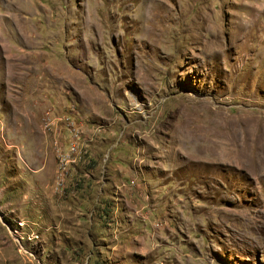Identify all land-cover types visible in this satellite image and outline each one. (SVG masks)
<instances>
[{"label": "rangeland", "instance_id": "374dc122", "mask_svg": "<svg viewBox=\"0 0 264 264\" xmlns=\"http://www.w3.org/2000/svg\"><path fill=\"white\" fill-rule=\"evenodd\" d=\"M0 264H264V0H0Z\"/></svg>", "mask_w": 264, "mask_h": 264}]
</instances>
